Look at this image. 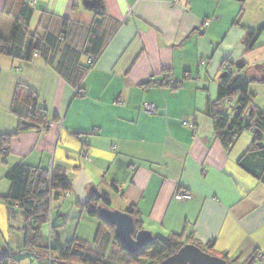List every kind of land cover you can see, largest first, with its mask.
<instances>
[{"label":"crops","instance_id":"crops-1","mask_svg":"<svg viewBox=\"0 0 264 264\" xmlns=\"http://www.w3.org/2000/svg\"><path fill=\"white\" fill-rule=\"evenodd\" d=\"M31 1L30 32L41 14L88 28L103 13L119 27L92 65L80 59L88 68L80 95L40 58L0 55V137L11 136L0 157V198L17 165L60 171L70 195L55 200L47 225L60 246L81 223L89 226L87 208L105 207L89 202L97 192L112 210L133 209L153 239L181 236L184 245L200 243L235 264H264L252 260L264 251V144L253 146V133L244 131L226 149L206 104L217 101L222 74L242 76L248 107L264 115V0ZM6 4L0 0L4 38L13 26ZM153 77L182 84L145 87ZM27 91L47 130L20 118L29 129L17 134L12 108L25 112ZM227 108L220 113L230 116ZM180 191L192 199L175 201ZM21 221L0 199V236L9 240Z\"/></svg>","mask_w":264,"mask_h":264},{"label":"trees","instance_id":"trees-1","mask_svg":"<svg viewBox=\"0 0 264 264\" xmlns=\"http://www.w3.org/2000/svg\"><path fill=\"white\" fill-rule=\"evenodd\" d=\"M15 2L7 0L4 10L6 15L13 19V26L7 38L0 37V55L21 62H31L34 57L40 58L54 68L65 81L73 84L77 95H80L81 83L88 69L79 64L80 59L87 57L91 59L89 65H92L115 34L119 23L103 13H97L93 24L84 28L67 19L41 14L36 32L32 34L28 26L33 14V5L30 4V0H24L21 7L17 8ZM262 29L263 27L248 32V41L257 37ZM163 82L162 86L168 84L173 88L182 84L170 85ZM261 82L264 83V80ZM247 88L248 84L244 77L238 76L231 81V75L227 74L219 85L217 101L210 104L207 100L206 104L209 107L207 113L216 118L219 138L226 149L230 148L244 131L253 133V146L264 144V115L253 109L250 111L247 105ZM227 99H233L232 108H227L225 104ZM26 101L24 113L16 109V103L12 108V112L19 118L17 134L29 129L20 118L32 122L34 126H46L43 113L36 107L37 99L30 91H27ZM221 107L229 109L231 115L226 116L220 113ZM251 123L254 124L253 129L250 127ZM10 139L11 136L0 137V157L3 159L6 154L2 155V150L7 147ZM5 179L10 184V190L0 199L10 209L11 216L15 212L21 213L25 243L30 242L32 246L39 247L40 229L49 222L51 203L61 197H67L66 194H69L71 188L70 183L60 171L48 172L24 165L13 167L6 174ZM97 201L96 196L89 198V202ZM101 202L109 207L106 198L103 197ZM86 210L90 218L99 220V211L97 212L94 208ZM126 213L133 218L136 231L141 230V223L135 217L133 209L129 208ZM55 243L54 250L65 264H158L184 246L181 236H171L164 240L154 239L150 246L130 254L115 239L114 229L104 225L100 220L94 235L93 248H86L76 239L64 247H61L57 241ZM191 245L211 255L208 247L197 242ZM256 254L253 255V261L256 260ZM222 259L228 264H235L226 256ZM9 263V254L1 253L0 264Z\"/></svg>","mask_w":264,"mask_h":264},{"label":"water","instance_id":"water-1","mask_svg":"<svg viewBox=\"0 0 264 264\" xmlns=\"http://www.w3.org/2000/svg\"><path fill=\"white\" fill-rule=\"evenodd\" d=\"M226 73L220 76L221 79ZM251 111V110H250ZM99 200L103 196L94 192ZM99 220L106 226L114 229L115 239L130 253L135 254L139 250L153 243V236L145 230L136 231L135 222L131 215L126 212L112 210L102 207L98 212ZM158 264H228L224 259L204 253L193 245H184L175 254L166 258Z\"/></svg>","mask_w":264,"mask_h":264},{"label":"rangeland","instance_id":"rangeland-1","mask_svg":"<svg viewBox=\"0 0 264 264\" xmlns=\"http://www.w3.org/2000/svg\"><path fill=\"white\" fill-rule=\"evenodd\" d=\"M5 19V17L0 18V27L5 25ZM36 26L31 28L32 34L36 32ZM53 203H51V209L54 205ZM90 221L91 222L88 224L89 226L85 223H81L77 235L70 237L68 241L62 239L63 245H61V247H64L67 243L76 239L83 243L86 248H93L94 234L99 225V220L97 218H90ZM47 225L48 224L43 225L40 229L41 242L39 247L32 246L30 242H27V244L25 243V237L22 231V221L21 226L18 227L19 229L17 228L18 230L13 228L9 240L7 237L0 236V246H2L3 250L9 254V264H65L59 259L58 253L54 250L56 243L54 241V236H52V233L50 234ZM62 234L65 235V232L62 231Z\"/></svg>","mask_w":264,"mask_h":264},{"label":"built area","instance_id":"built-area-1","mask_svg":"<svg viewBox=\"0 0 264 264\" xmlns=\"http://www.w3.org/2000/svg\"><path fill=\"white\" fill-rule=\"evenodd\" d=\"M30 4L33 5V1L30 0ZM91 61V59H89V62ZM170 85H175L177 84L175 81H169L168 82ZM164 84V82L162 81H159L157 80V78L153 77L149 83L147 85H145V87L147 86H162ZM82 94V93H81ZM233 99H227L225 100V104L227 107L229 108H232L233 107ZM144 111L146 113H149V114H152L154 111H153V106H149V105H145L144 106ZM186 125V124H185ZM191 127V125H189ZM250 127L253 129L254 127V124L251 123L250 124ZM41 130H47V126H44L42 127ZM7 153V151L5 149L2 150V155H5ZM84 160L86 161L87 158L84 157ZM66 196H69V194L67 193ZM192 199V195L189 193V192H185V191H180L178 193L175 194L174 196V200L175 201H178V202H182V201H189ZM256 260H261V261H264V251H261V252H257L256 254Z\"/></svg>","mask_w":264,"mask_h":264}]
</instances>
